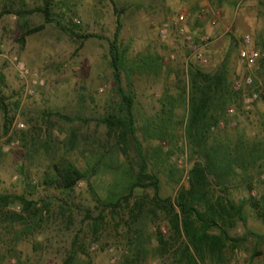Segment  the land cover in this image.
<instances>
[{"label": "rangeland", "instance_id": "374dc122", "mask_svg": "<svg viewBox=\"0 0 264 264\" xmlns=\"http://www.w3.org/2000/svg\"><path fill=\"white\" fill-rule=\"evenodd\" d=\"M206 2L221 11L216 24L201 11ZM44 3L0 0V95L6 98L7 109L0 107V195H26L40 205L50 204L40 224L30 223L32 230L14 218V213L21 212L19 206L0 209V264H64L72 252L74 264L177 263L185 241L170 240L167 252L162 251L158 232L166 239L172 234L165 214L153 201V189H136L119 207L111 203L115 194H122L128 178L139 172L143 160L149 172L160 178L162 198L188 188L194 164L202 162L185 136L186 102L177 103L172 119L167 115L169 98H178L184 89L188 94L189 64H197L182 41L171 37L162 42L158 34L160 25L181 11L187 12L194 34L212 39L208 65H197L214 73L228 62L232 93L228 109L233 106L238 113L227 112L212 128L210 144L243 145L263 156L257 166L238 170V176L225 186L209 177L212 203L225 198L245 204L246 222L237 219L228 228L230 235H251L244 246L227 248L221 259L208 258L201 264H264V98L245 113L241 111L243 95L252 89L235 88V80L251 73L254 88L264 90L261 60L251 70L239 60L247 34L253 46L262 49L264 0H51L63 25L77 24L75 31L80 35L101 36L90 39L71 37L55 24H45L42 13L18 15ZM115 8L122 11L121 42L128 51L122 85L134 97L137 126L127 155L122 151L124 144L109 137L107 126L99 123L116 115L121 105L109 56ZM25 22L30 28L44 25V29L23 43ZM18 60L45 80L33 96L25 92L26 83L16 69ZM56 112L81 120L69 123L49 115ZM73 134L78 142L71 150ZM66 162L97 173L67 193L51 184L54 164ZM139 244L141 248L135 246Z\"/></svg>", "mask_w": 264, "mask_h": 264}, {"label": "trees", "instance_id": "16d2710c", "mask_svg": "<svg viewBox=\"0 0 264 264\" xmlns=\"http://www.w3.org/2000/svg\"><path fill=\"white\" fill-rule=\"evenodd\" d=\"M117 12L116 28L113 38L109 40L110 66L113 70V78L116 91L121 99L119 112L116 115L103 117L99 123L105 124L108 129V136L118 138L123 154L127 155L129 139L136 138L137 126L134 114V97L123 88V73L127 70V50L123 48L121 35L123 30L122 11ZM9 13V12H5ZM35 13H42L45 24H55L62 31L71 37L80 39L101 38L99 35H80L75 30L79 28L77 24L65 26L59 20L54 11L51 0H45L44 6L34 9H23L18 12L21 17L27 18ZM3 15V14H1ZM0 15V16H1ZM26 31L21 36V42H25L28 36L38 33L44 29V25L37 28H30L25 22ZM262 40L261 53L264 55V39ZM262 55L261 64L264 68V57ZM189 92L185 89L178 98H169L170 108L167 115L172 119L179 101L186 102L187 113L185 122V136L194 154L201 156L202 162L194 164L189 179V187H182L175 197H160V178L149 172L147 162L143 160L139 172L131 180L128 178V185L122 194L114 195V205L119 207L122 202H128L133 192L140 188L143 190L153 189V201L167 218L171 237L165 238L160 232L157 234V241L162 251L167 252L170 240L177 242L184 240L182 253L176 264H201L206 259H221L227 248L232 250L244 246L251 235L248 232L241 237L230 235L228 228L235 226L236 220L246 222L244 214L245 204H236L232 200L220 198L215 203L209 199V188L211 187L209 177L215 179L218 185H226L238 176V170H248L255 167L263 156L258 155V151L247 146H235L224 142L210 144L212 128L220 124L225 117L232 97L231 85L229 82L228 62H226L217 72H206L197 64L191 62L188 68ZM237 96V95H236ZM0 107L5 112L6 98L0 95ZM50 116L58 117L66 122L73 123L81 120L71 118L59 112L51 113ZM78 136L72 135L70 149L77 148ZM138 147L141 148L138 143ZM138 148V150H139ZM139 154L141 151L139 150ZM54 173L51 184H55L58 189L67 193L74 191L81 181L90 179V175L97 172L83 171L72 162L62 165L54 164ZM10 206H19L20 213H14L16 221L24 224L26 228L32 230L31 222L40 224L45 214L50 210V204L29 199L26 195H0V209ZM140 205L137 204V207ZM136 219V218H134ZM217 230V233L213 231ZM77 242H75L76 244ZM139 248L142 245H135ZM142 252V249H141ZM141 256V254H137ZM76 254L72 252L64 264H74ZM85 264H93L91 261Z\"/></svg>", "mask_w": 264, "mask_h": 264}, {"label": "built area", "instance_id": "2783aa9c", "mask_svg": "<svg viewBox=\"0 0 264 264\" xmlns=\"http://www.w3.org/2000/svg\"><path fill=\"white\" fill-rule=\"evenodd\" d=\"M203 15L212 16L213 24L219 22L222 18L220 10L210 8L208 2L202 8ZM158 34L162 42H167L171 37H176L185 45L189 57L201 66H206L209 63L207 51L212 44L211 37L205 34H194L189 28L188 14L186 11L179 12L175 18L165 20L158 29ZM262 58L261 50L253 46L250 35L243 37L239 48L240 63L247 69L251 70L257 66ZM173 60L174 57L172 56ZM16 69L19 77L26 83L25 92L29 96L35 94V89L42 88L45 85V80L36 71L31 70L22 60L16 62ZM235 88L237 91L250 88L247 94L243 95L241 111L249 113L254 110L256 104L264 98V90L254 88V79L251 73L246 74L242 78L235 80ZM238 109L230 107L229 115H236ZM24 127V126H20ZM13 263H15L13 261Z\"/></svg>", "mask_w": 264, "mask_h": 264}]
</instances>
